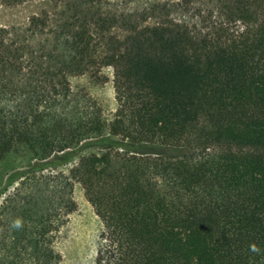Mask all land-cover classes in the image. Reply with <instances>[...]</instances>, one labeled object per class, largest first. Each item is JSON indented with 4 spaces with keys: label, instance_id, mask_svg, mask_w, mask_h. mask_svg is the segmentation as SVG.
Returning <instances> with one entry per match:
<instances>
[{
    "label": "trees",
    "instance_id": "trees-1",
    "mask_svg": "<svg viewBox=\"0 0 264 264\" xmlns=\"http://www.w3.org/2000/svg\"><path fill=\"white\" fill-rule=\"evenodd\" d=\"M1 1L65 8L0 27V264H62L74 181L103 226L91 264H264V0H225L244 27L216 36L157 4ZM105 67L111 121L70 84Z\"/></svg>",
    "mask_w": 264,
    "mask_h": 264
},
{
    "label": "rangeland",
    "instance_id": "rangeland-1",
    "mask_svg": "<svg viewBox=\"0 0 264 264\" xmlns=\"http://www.w3.org/2000/svg\"><path fill=\"white\" fill-rule=\"evenodd\" d=\"M104 1L110 3L113 6L112 11L119 14L142 11L154 4L165 6V14H169L170 19L203 35L216 36L227 30L238 33L244 27L242 22L236 19L225 0ZM67 2L74 3L71 0ZM64 8V4L55 5L48 1H36L11 7L0 0V27L25 28L34 15L42 11L58 12ZM115 33L123 36L120 30H115ZM113 80V68L105 67L96 77L89 74L71 77L70 84L74 92L89 95L92 101L101 107L104 117L111 121L117 109ZM99 153H101L99 149L87 147L60 170L70 176L72 169L77 167L82 158ZM73 183V198L77 209L69 216L60 236L59 250L63 255L62 264H91L96 256L103 226L88 201L82 185L76 181Z\"/></svg>",
    "mask_w": 264,
    "mask_h": 264
},
{
    "label": "clouds",
    "instance_id": "clouds-1",
    "mask_svg": "<svg viewBox=\"0 0 264 264\" xmlns=\"http://www.w3.org/2000/svg\"><path fill=\"white\" fill-rule=\"evenodd\" d=\"M256 249H255V246H253V251H255Z\"/></svg>",
    "mask_w": 264,
    "mask_h": 264
}]
</instances>
